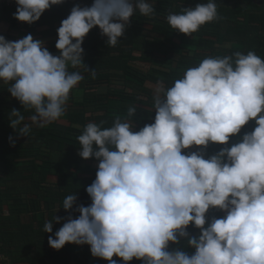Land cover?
Returning a JSON list of instances; mask_svg holds the SVG:
<instances>
[{
  "label": "clouds",
  "instance_id": "obj_1",
  "mask_svg": "<svg viewBox=\"0 0 264 264\" xmlns=\"http://www.w3.org/2000/svg\"><path fill=\"white\" fill-rule=\"evenodd\" d=\"M64 2L15 0L14 19L32 25ZM154 6L155 0L74 5L57 29L58 55L31 34L0 35V84L23 108L8 114L17 135L29 137L65 115L70 93L85 79L82 45L91 30L115 47L131 19L153 18ZM217 7L207 0L169 11L166 20L193 36L221 19ZM90 75L95 79V70ZM152 89L154 122L138 131L136 105L108 127H83L78 155L98 161L85 188L91 203L77 205L78 191L63 199L56 212L75 207L78 216L49 235V246L87 245L107 264H264V58L254 50L205 56L171 86L159 80ZM61 221L55 215L42 231L52 233Z\"/></svg>",
  "mask_w": 264,
  "mask_h": 264
},
{
  "label": "trees",
  "instance_id": "obj_2",
  "mask_svg": "<svg viewBox=\"0 0 264 264\" xmlns=\"http://www.w3.org/2000/svg\"><path fill=\"white\" fill-rule=\"evenodd\" d=\"M257 1L214 0L221 19L202 26L193 36L172 29L167 14L207 0H155V16L149 19L137 13L115 47H109L107 37L94 28L82 45L85 79L70 93L65 115L46 128H33L29 137L18 136L10 127V111L23 108L7 85L0 84V202L4 205H0V254L15 264H84L69 253L49 254L46 239L52 234L42 231L55 215L65 217L63 208L56 211L68 194L78 191L77 205L91 203L85 188L95 179L98 161L78 155L77 137L83 127L100 121L108 127L117 115L125 116L127 108L136 105L134 130L138 131L154 122L153 91L148 85L163 80L171 86L184 70L209 55L254 50L264 58V0ZM92 2L65 0L24 27L14 19L16 9L5 7L0 11V24L7 23L9 30L0 35L17 40L31 34L58 55L55 44L61 21L74 5L84 7ZM93 70L95 79L90 75ZM216 150L212 146L209 152ZM71 215L78 216L75 207Z\"/></svg>",
  "mask_w": 264,
  "mask_h": 264
},
{
  "label": "crops",
  "instance_id": "obj_3",
  "mask_svg": "<svg viewBox=\"0 0 264 264\" xmlns=\"http://www.w3.org/2000/svg\"><path fill=\"white\" fill-rule=\"evenodd\" d=\"M74 1L79 2V0H74ZM8 30H9V26H8L7 23L3 22V23L0 24V32L6 33V32H8ZM0 205H2V207L4 206L1 202H0ZM71 214H72V212H65L64 211L63 215H65V217L67 218ZM65 217L64 216L61 217L62 218L61 223H59V224L54 223L53 232L51 233L52 236H54V234L56 232V229L59 226H62V223L66 220ZM46 251H48L49 254L51 252H53V253H57L58 252L60 254H63V253L72 254L73 257L77 258L76 259L77 261H81V260L85 261L84 264H107V262L104 261V260L92 257L91 253H90L89 246H87V245H84V246L65 245L63 249L57 251V250L52 249L49 246L48 239H46ZM114 259H116V258L114 257ZM119 263H120V261L118 260L117 264H119ZM72 264H74V262Z\"/></svg>",
  "mask_w": 264,
  "mask_h": 264
},
{
  "label": "built area",
  "instance_id": "obj_4",
  "mask_svg": "<svg viewBox=\"0 0 264 264\" xmlns=\"http://www.w3.org/2000/svg\"><path fill=\"white\" fill-rule=\"evenodd\" d=\"M17 9V4L15 0H0V11L5 8ZM26 23H21V26H25ZM0 264H11V261L5 256L0 254Z\"/></svg>",
  "mask_w": 264,
  "mask_h": 264
},
{
  "label": "rangeland",
  "instance_id": "obj_5",
  "mask_svg": "<svg viewBox=\"0 0 264 264\" xmlns=\"http://www.w3.org/2000/svg\"><path fill=\"white\" fill-rule=\"evenodd\" d=\"M139 63H140L141 65H143L142 62H139ZM144 65H145L146 68H148V66H147L146 64H144ZM144 65H143V66H144ZM152 86H153V85H151V84L148 85V87L153 91ZM6 257H7V256H6ZM7 258H8V257H7ZM8 259H9V258H8ZM9 260H10V259H9ZM10 261H11V260H10ZM11 264H15V263H13V262L11 261ZM122 264H123V263H122Z\"/></svg>",
  "mask_w": 264,
  "mask_h": 264
},
{
  "label": "water",
  "instance_id": "obj_6",
  "mask_svg": "<svg viewBox=\"0 0 264 264\" xmlns=\"http://www.w3.org/2000/svg\"><path fill=\"white\" fill-rule=\"evenodd\" d=\"M259 4H261L262 3V0H260V1H257Z\"/></svg>",
  "mask_w": 264,
  "mask_h": 264
}]
</instances>
